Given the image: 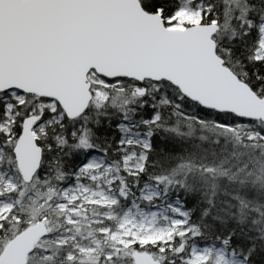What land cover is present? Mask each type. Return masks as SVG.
Segmentation results:
<instances>
[{"label": "snow or ice", "instance_id": "1", "mask_svg": "<svg viewBox=\"0 0 264 264\" xmlns=\"http://www.w3.org/2000/svg\"><path fill=\"white\" fill-rule=\"evenodd\" d=\"M224 77L264 103V0H0V236L27 195L68 213L42 264H264V116L191 91Z\"/></svg>", "mask_w": 264, "mask_h": 264}, {"label": "water", "instance_id": "2", "mask_svg": "<svg viewBox=\"0 0 264 264\" xmlns=\"http://www.w3.org/2000/svg\"><path fill=\"white\" fill-rule=\"evenodd\" d=\"M182 32V28H173ZM195 45L191 48L195 50ZM227 81H207L200 87H192L191 91L198 98L205 102L216 103L225 107L235 109L237 112L249 116H264V103H259L246 89L232 85ZM35 153L30 146H24L21 152V163L26 169L30 168ZM48 229L47 223L40 224V221L29 225L17 234L3 249L0 254V264H25L29 260L32 249L45 238L43 230ZM143 264H148L144 261Z\"/></svg>", "mask_w": 264, "mask_h": 264}, {"label": "trees", "instance_id": "3", "mask_svg": "<svg viewBox=\"0 0 264 264\" xmlns=\"http://www.w3.org/2000/svg\"><path fill=\"white\" fill-rule=\"evenodd\" d=\"M198 112V110H197ZM195 112L193 114V118L187 119V120H181L180 121V128L184 132L192 131L194 136H199V135H204L207 136L209 140L215 138L217 135L218 131L217 129L211 127V125H208L203 128L201 131V125L197 124L195 122L194 116ZM198 114L202 117H207V113L204 112H198ZM191 126V128L189 127ZM239 134L241 137L243 135L247 134L245 129L241 128L238 130ZM229 141H232L231 135L228 137ZM55 192L59 195H62L61 189L59 185H55ZM23 202V207L22 211L25 213V215L21 218L20 223H13L11 229L8 231L11 232V235L9 236H0V253L3 251L4 247L7 245V243L12 240L17 234H19L22 230L27 228L30 223H35L39 220V218H33L31 215V209L34 206L38 205H33L32 201H30L27 198V195L22 198ZM57 201L53 200V204H55ZM43 215V212L40 213V216ZM48 216L49 220L46 222L48 229H51V234L40 240V242L37 244L35 251L32 252V254L29 256L28 264H42L41 257L44 255V249H49V248H55L56 244V238L58 235H65L66 233L64 232L65 227L67 226L65 224V218H66V212L64 214H58L56 210L49 209L48 210ZM28 221V224L25 225L23 221ZM38 252V256H34V253Z\"/></svg>", "mask_w": 264, "mask_h": 264}, {"label": "rangeland", "instance_id": "4", "mask_svg": "<svg viewBox=\"0 0 264 264\" xmlns=\"http://www.w3.org/2000/svg\"><path fill=\"white\" fill-rule=\"evenodd\" d=\"M173 28H181V26L180 25H174ZM100 183L103 184L102 181H100ZM73 187H75V185H73ZM93 193H98V195H93ZM62 195H63V193H62ZM107 195H108V193H107L106 188H104V187L96 188L92 184H85L82 189H78L77 191H70L68 193V196L72 198V203L69 204V208H72L73 204L77 200L80 201V203L76 206V208L73 209L74 218L79 220L81 223H83V218L85 216L87 217L89 222L95 218H102V214L105 211V209L101 207V204L108 202L106 200ZM85 197L87 199H84ZM10 207H12V206H9V205L0 206V212L7 213V211L10 209ZM76 210H78L81 213L80 216H75ZM67 214L68 213L66 212V216H67ZM38 221H40V220H38ZM31 224H34V223H30V225ZM96 227L97 226L94 224L91 225V230H94ZM70 234H72V233H66L65 235H70ZM81 243H85V242L81 241ZM38 255H39L38 252L34 253V256H38Z\"/></svg>", "mask_w": 264, "mask_h": 264}]
</instances>
